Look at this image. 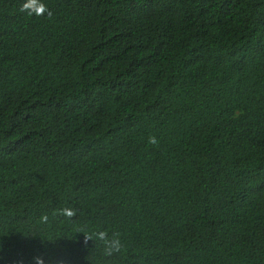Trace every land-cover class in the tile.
<instances>
[{
	"label": "trees",
	"instance_id": "16d2710c",
	"mask_svg": "<svg viewBox=\"0 0 264 264\" xmlns=\"http://www.w3.org/2000/svg\"><path fill=\"white\" fill-rule=\"evenodd\" d=\"M22 2L0 0V264H264V0Z\"/></svg>",
	"mask_w": 264,
	"mask_h": 264
},
{
	"label": "clouds",
	"instance_id": "9594fccd",
	"mask_svg": "<svg viewBox=\"0 0 264 264\" xmlns=\"http://www.w3.org/2000/svg\"><path fill=\"white\" fill-rule=\"evenodd\" d=\"M20 11L26 13L28 16H43L47 14L48 18H51L52 15L44 0H23L20 6ZM148 144L158 146L159 140L155 135H150L148 138ZM61 212L69 217L75 215V211L72 209H61ZM43 219H47V217L45 216ZM94 235L98 241L104 243L106 256H113L114 254L119 253L123 248V243L118 232H113L109 235L107 231H98ZM89 239L90 237L86 236L85 243H87ZM33 259L35 264H45L42 256H36Z\"/></svg>",
	"mask_w": 264,
	"mask_h": 264
}]
</instances>
